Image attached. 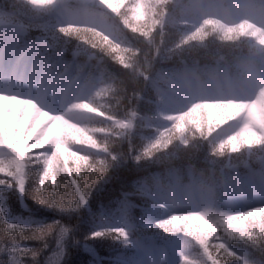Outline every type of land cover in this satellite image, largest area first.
<instances>
[{
  "label": "snow or ice",
  "instance_id": "obj_1",
  "mask_svg": "<svg viewBox=\"0 0 264 264\" xmlns=\"http://www.w3.org/2000/svg\"><path fill=\"white\" fill-rule=\"evenodd\" d=\"M122 5L124 0H95L96 12L84 17L66 13L63 0H14L0 11V16L11 21L10 27L0 33V44L3 51L11 48L15 53V59L0 74V147L11 153L9 159H0V186H10L15 181L17 189L24 192L26 169L32 164L41 163L43 167L37 175V183L28 192L31 198L41 205L62 211L78 208L85 205L87 191L105 177L118 156L131 158L134 162L156 157V162H160L157 154L164 153L167 156L169 146L177 139L183 145L189 143L185 130L195 136L189 125L194 126L196 132L209 141L210 164L215 163L213 158L223 156L226 151L237 153L243 149L248 155H252L251 150L259 149L260 153H264V71H258L253 60V56L264 51V0H175L173 3L169 0H148L147 4L145 0H137L131 9V20L126 13L120 12ZM104 7L123 17L125 26H130L132 20L145 21L139 27L132 26L131 30L133 33L139 32L145 38L144 41L152 49L151 57L147 52L141 55L138 48L120 49L116 30L106 22ZM53 10L62 11L68 22L54 27L41 23V13ZM181 21L183 26H189L193 30L182 35L174 45L175 49H180L191 41H202L205 36L221 33V39L250 37L261 48H254L248 57L228 54L223 63L207 70V80L201 79L197 69H185L175 74L153 73L152 59L159 54L164 43L165 26L177 25ZM33 29L43 31L45 35L30 40L29 34ZM153 29L158 32L159 42L156 41ZM73 36L77 39L85 36L82 40L84 45L109 55L118 50L123 51L127 59L115 58L124 69L131 71L134 85L131 92L123 85H117L95 91L94 95L83 98L87 85L75 88L77 80L68 79L67 87L60 95L61 104H67L66 113L79 114L85 122L64 114H53L43 107L46 101L50 103L55 96L54 89L46 87V81L60 79L54 70L63 68L61 76L65 77L68 73L62 54L63 45L57 46L60 37ZM113 40L117 42L113 44ZM108 48L111 52H107ZM21 64L30 66L31 70L27 73L20 72L18 69ZM233 68L239 74L237 81L229 76ZM162 82L167 85L166 88L161 87ZM193 82L196 84L194 94L200 98L186 110L174 112L175 115L159 111L155 117L168 122L167 126L163 127V131L157 126L158 134L154 138L140 147L134 145V134L129 130L141 104L147 103L142 92L151 87L159 97V106L168 108L171 103L170 93L182 87L191 89ZM103 93H109L115 99L114 109L110 110L96 103V98ZM121 111L123 115H120ZM194 114H199L200 119L194 118ZM91 117H103L105 127H89L87 120ZM228 121H234L233 128L239 130L227 135L226 139L219 138L218 143L216 139H209L214 128ZM169 124L171 128L168 127ZM173 129L181 135L177 137ZM97 133H103L104 138H94ZM125 140L128 143L127 154L113 155L112 146H119ZM73 145L81 147L74 148ZM85 148L91 150V153L84 151ZM133 148L136 149L134 155ZM96 152L105 155L97 157L92 154ZM68 178H71V190L65 192L63 185ZM252 182L264 186V171L258 176L253 172ZM240 183L238 174H227L217 180L212 170L206 176L204 171L194 168L188 185L177 183L155 191H146L140 186L138 192L154 201L174 202L177 190H181L189 198L196 196L212 201L217 197L238 193ZM131 195L133 194L125 193V198L120 201L122 214L126 215L136 207L130 203ZM157 206L163 208L165 205L161 203ZM178 213L181 214H171L160 219L156 226L165 233H186L187 236L194 237L200 252L194 260L186 259L188 254L182 255L181 264H229L230 261L233 264H264V259H261L264 258V203L231 214L207 209ZM192 222H197L195 229ZM5 226L7 235L0 241L5 243V247L0 251L6 252L9 259L0 264H22V254L33 260L39 254L32 248L21 247L15 241L17 234L22 239L45 241L44 247H47L46 238L55 234L57 264H63L66 258L65 238L69 229L59 221L36 225L34 228L27 225L31 231L30 236L26 233L24 224L6 223ZM130 236L131 232L126 228L114 227L93 231L85 240L110 238L128 246ZM214 241L217 243H213ZM229 241L249 243L260 258L245 259L237 255L229 247ZM120 264H126V261L121 260ZM137 264H164V260L161 256L151 261L141 260Z\"/></svg>",
  "mask_w": 264,
  "mask_h": 264
},
{
  "label": "trees",
  "instance_id": "obj_2",
  "mask_svg": "<svg viewBox=\"0 0 264 264\" xmlns=\"http://www.w3.org/2000/svg\"><path fill=\"white\" fill-rule=\"evenodd\" d=\"M14 0H0V11L6 6L11 5ZM95 0L87 3L85 0H63L65 12L79 14L84 17L92 15L96 12L94 6ZM170 3L175 0H169ZM148 3V0H147ZM146 3V4H147ZM134 7V0H124V5L120 7V12L127 14L131 20V9ZM106 13V22L116 30V35L120 42V49L126 47H134L140 50V54L145 52L152 56L151 47L144 41L145 38L140 36L139 32L133 33L132 26L139 27L145 23L141 21H131L130 26L123 24V17L118 13L103 10ZM59 11L53 10L41 13L40 22L54 27L58 24H64L59 21ZM214 18V17H213ZM11 21L4 16H0V33L9 28ZM84 27V25H79ZM193 29L189 26H183L182 21L177 25L165 26L164 43L158 55L152 59L153 73H181L185 69H197L202 80H207V70L215 68L217 64L223 63L224 58L228 54L235 56H250L254 48H261L259 44L250 37H238L233 40L221 39V34H211L205 36L202 41H191L188 45L182 46L180 49H175L174 45L179 42L182 35L187 34ZM156 34V41L159 42L160 37L156 29H153ZM45 33L33 29L30 31L29 38L34 40L38 36H43ZM85 36L77 39L75 36L65 38L60 37L58 45H63L62 54L64 62L68 66L67 76H61L63 68L55 69V75L60 77L59 80L53 78L50 80V88L60 87L62 82L68 79H76V85L84 84L91 85L95 83L98 77H101L108 84L107 88L123 85L124 88L131 92L134 85L131 79V71L124 69L123 65L118 62L115 57H124L127 55L118 50L115 54L109 55L99 49H92L82 43ZM112 37L110 36V40ZM113 44L117 41L113 40ZM2 49V44H0ZM169 49H172L169 51ZM3 51V49H2ZM6 56L15 58V53L9 48L3 51ZM107 52H111L108 48ZM142 59V57H141ZM255 66L258 71H264V51L253 56ZM8 65L11 61L7 62ZM24 73L29 72L30 66L21 64ZM233 81L239 80V74L233 68L229 73ZM48 81H46V84ZM162 88H166L165 83H161ZM183 88V87H182ZM196 88L195 82L191 85V89L184 88L189 96H192ZM118 94V93H117ZM173 94L178 93H170ZM143 99L147 102L141 104L140 111L137 117L132 120V128L129 130L134 134L133 144L137 147L142 146L147 140L154 138L156 127L167 126L168 122L162 119H157L155 115L159 111H164L158 104L159 97L156 96L155 90L151 87L142 92ZM58 98V96H54ZM200 98V97H199ZM199 98H190L186 103L196 102ZM177 102V101H176ZM96 103L103 105L107 109H114L116 101L109 93H103L96 98ZM172 108L170 109V112ZM120 115H123L121 111ZM173 115V114H172ZM194 118L200 119L199 114H194ZM85 122V121H83ZM89 127H105L103 117H91L87 120ZM234 121H228L214 128L209 134V139L227 138V135L234 134L231 130ZM192 133L185 130V135L188 136L189 143L181 144L178 139L169 146L167 156L164 153H158L160 162H156V157L152 160L134 162L131 158L119 157L113 161L112 166L108 169L105 177L87 191L85 205L68 210H58L56 208L47 207L34 201L28 194L37 183V175L42 171V164L36 163L30 165L26 169V179L24 192L17 189L15 181L10 186H0V241L4 240L6 233V223L24 224L26 233L30 236L31 231L28 226L33 228L36 225L51 224L53 221H59L64 227L69 229V233L65 238L66 258L63 264H120V261H126L138 258L142 251H149L154 254L160 249L165 252L168 260L176 253L177 242L181 243L180 253L188 254L186 259L194 260L199 254V245L194 237L187 236L186 233L169 234L163 232L156 226V222L161 219V214L164 212V207L160 208L157 205L160 201H154L150 197H144L139 194L138 188L143 186L146 191H155L160 187L174 186L177 183L188 185L193 176V169L204 171L205 175H209V171L214 172V178L219 180L227 174H238L241 178L240 188L238 193L227 196L217 197L201 207L202 211L206 209L213 212H228L235 213L245 210L254 205H259L261 200L262 187L258 183L252 182L253 172L257 176L264 171V153H260L259 149H253L252 155H248L243 149L237 153L225 152L223 156L213 158L215 163L210 164L211 157L209 156V141L202 138L199 132H196L194 126ZM171 128V125H168ZM204 128L207 129L206 117ZM175 133V130L173 129ZM179 137L180 133H175ZM94 138L103 139V133L95 134ZM74 148L81 146L73 145ZM0 147V159H9L11 153L7 151L2 153ZM84 151L91 150L85 148ZM95 151V150H92ZM113 155L117 153L127 154L128 143L125 140L119 146L113 145L111 148ZM136 149L133 148V155ZM83 154V151L81 152ZM97 157L104 156V153H92ZM199 172L196 173L198 175ZM62 178V177H61ZM247 181H251V188L247 186ZM50 184V181L48 182ZM64 191L71 190V178H68L63 185ZM181 190H177V193ZM125 193L133 194L130 197V203L136 205L126 215L121 212L120 201L125 198ZM181 194H179L180 196ZM246 198L248 200H243ZM240 199V200H239ZM239 200V201H238ZM115 219H124L127 222L131 232L130 243L128 246H123L119 241L103 238L97 240H85L91 232L96 231L97 227L108 221ZM197 222H192L193 229ZM28 225V226H27ZM257 221V230H258ZM110 228V227H105ZM15 241L20 243L21 247H28L36 250L39 254L33 260L30 256L21 255L22 264H57V238L55 234L46 238L47 247H44L45 241L36 239H22L19 234L15 237ZM217 243V242H213ZM5 247V243H0V249ZM229 247L237 253V255L248 259L250 257L260 258L258 252H253L249 243L244 241H229ZM9 259L6 252L0 251V262ZM264 259V258H261ZM233 264V262H229Z\"/></svg>",
  "mask_w": 264,
  "mask_h": 264
},
{
  "label": "rangeland",
  "instance_id": "obj_3",
  "mask_svg": "<svg viewBox=\"0 0 264 264\" xmlns=\"http://www.w3.org/2000/svg\"><path fill=\"white\" fill-rule=\"evenodd\" d=\"M85 1L87 3H90L93 0H85ZM136 2H137V0H134V6H135ZM146 3H147V0H145V4ZM103 10L111 11V9H108L106 7H104ZM58 15H59V21L61 23H67L68 22L67 17L63 14L62 11H59ZM14 59L15 58H10L9 56H6L5 53L2 51V49L0 48V74H3V72L5 70H7L8 66H9L7 62L8 61L12 62ZM18 70L20 72H24L23 67L19 68ZM82 86H84V84H79L76 86V88H80ZM46 87H50V81H48V83L46 84ZM66 87H67V81L62 82L60 87H54L55 96H58V98H52L50 103L46 101L43 104V107L45 108V110L51 111L53 114H64V115L68 116L69 118L83 122V120L81 119L79 114H76V113L68 114L65 112V108L67 107L66 103L61 104L60 95H61L62 90L65 89ZM107 87H108V84L105 82V80L102 79L101 77H98L95 80L94 84H91L84 89L85 94H84L83 98L90 97L92 94L94 95L95 91H99L101 89H107ZM174 93H178L180 95V97L177 94H173L172 96L170 95V101H171L170 107L164 108L165 112H170V109L172 108V111H171L172 113H169V114H173V115L176 114L174 112L186 110L191 105V103H186L183 105V103H185V101L187 102V100H189L190 98H194V99L199 98V97L195 96L194 93H192V96H189L186 93L184 88H179ZM68 94H69V96H71L72 95L71 91H69ZM230 127H232L231 130H233V132L239 130V129H234L233 126H230ZM1 148H4V147H1ZM49 151H50V149H49ZM2 153H5V152L2 151ZM246 184L249 188H251V181H247ZM261 187H262V193L260 196L261 197L260 204L264 203V186H261ZM179 194H181V195L179 196ZM241 199L248 200L246 198H241ZM207 202H209V201L202 200L196 196L189 198L183 191L181 193L176 192V197H175L174 202H169L166 200H160V203L165 205L164 206L165 210L161 214V219L166 218L167 216H169L171 214H181V213H178L181 211H202L201 207L206 205ZM180 205H183V207H181ZM105 227H110V228L124 227L127 229L128 225L124 219H115L113 221H108V222H104V223L100 224L97 227L96 231L101 230ZM177 243L178 244H177V248H176V253L172 257H170L168 260L166 259L165 252H162L160 249L156 250L154 254H151L147 250V251H142V254L138 258L129 260L128 264H137V262L141 261V260L151 261L153 259H159L161 256H163L164 264H181V256H182V254L180 253L181 243H180V241H178Z\"/></svg>",
  "mask_w": 264,
  "mask_h": 264
}]
</instances>
